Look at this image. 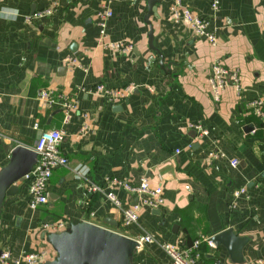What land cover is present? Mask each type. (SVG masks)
Returning a JSON list of instances; mask_svg holds the SVG:
<instances>
[{
  "label": "crops",
  "instance_id": "crops-1",
  "mask_svg": "<svg viewBox=\"0 0 264 264\" xmlns=\"http://www.w3.org/2000/svg\"><path fill=\"white\" fill-rule=\"evenodd\" d=\"M146 1L0 0V168L13 146L31 148L45 129L61 131L58 147L67 158L66 168L51 172L46 204L28 207L24 179L3 198L0 252L13 258L44 251L43 261L51 260L42 223L62 219L132 239L150 235L132 251V264H173L160 244L183 250L196 240L193 264L264 258V124L247 106L264 93V0H219L216 9L212 0H182L207 19L215 44L172 15L174 0H159L149 16L156 49L148 44ZM106 10L100 35L97 21ZM217 60L239 78V88L229 79L218 99L208 84ZM96 83L133 88L112 100L89 91ZM42 89L52 101L40 97ZM60 96L74 107L64 111ZM106 178H145L161 188L164 202L138 206L136 222L123 225L105 193L121 208L136 196ZM90 184L101 191L88 192ZM227 229L242 239L243 263L211 241Z\"/></svg>",
  "mask_w": 264,
  "mask_h": 264
},
{
  "label": "built area",
  "instance_id": "built-area-1",
  "mask_svg": "<svg viewBox=\"0 0 264 264\" xmlns=\"http://www.w3.org/2000/svg\"><path fill=\"white\" fill-rule=\"evenodd\" d=\"M219 0H212L211 7L216 9L218 7ZM172 15L176 18L182 17L192 27L193 31L201 36H204L210 43L215 44L216 37L212 30L207 27L208 21L206 18L200 16L189 8L182 0H174L170 5ZM45 9L44 12H48ZM41 11L33 13L39 15ZM106 10L100 15V19L97 21L99 26V34H104V21L103 16L108 14ZM113 47L115 49L121 48L119 42H114ZM130 46V44H128ZM231 80L232 84L236 88H239V78L237 69H230L226 67L221 61L217 60L212 63L210 69V75L208 77V84L210 92L213 97L218 99L223 88ZM133 88V85L126 84L121 87H108L102 83H96L89 88V91L94 94L107 97L108 99H118L126 96ZM39 95L42 98H47L48 101H52V98L48 96V91L42 89L39 91ZM60 106L67 111L69 108L74 107L72 99L60 96ZM252 112L261 118L264 124V93L259 97L252 99L247 105ZM195 128H200L199 125H194ZM201 134H205L206 130L201 129ZM62 139V133L58 129H45L40 131V134L36 138L33 146L30 148L36 154V161L30 168V170L24 174L23 179L27 180V205L31 210H36L37 207L47 203L48 193L46 190L51 172L55 168L67 167V158L59 150V142ZM178 152L179 150H175ZM210 156H215L216 153L210 152ZM238 164L237 159L231 160V165L236 166ZM76 177H80L79 171L73 172ZM107 184L110 187H118L123 189L126 193L136 196V202L128 207L121 208L119 201L110 193H105V198L108 199L111 204L116 206L121 211L122 224L128 225L135 223L137 220L136 208L138 206H146L151 208H157L163 204L162 190L160 187H151L148 180L142 178L138 183L132 184L126 180L119 178H106ZM88 192L101 191L98 185L90 184L87 187ZM245 192V188L242 187L234 192V197ZM67 224L62 219H57L50 222H43L42 228L49 232H60L67 228ZM137 243V247L142 243L151 242L153 238L150 235H142L134 239ZM200 243V240L193 242V245L186 249H179L178 247L162 242L160 247L168 255L173 264H193L194 257L198 255L196 249ZM45 258L44 251H35L31 253L21 254L11 258L9 251L0 252V264H38ZM259 264H264V258L258 260Z\"/></svg>",
  "mask_w": 264,
  "mask_h": 264
},
{
  "label": "water",
  "instance_id": "water-1",
  "mask_svg": "<svg viewBox=\"0 0 264 264\" xmlns=\"http://www.w3.org/2000/svg\"><path fill=\"white\" fill-rule=\"evenodd\" d=\"M158 1H146L148 9L143 17L149 25L148 44L154 49L156 47L153 44V26L149 16L156 14ZM39 134L40 131L37 137ZM35 161L36 154L30 148L20 144L11 148L8 162L0 168V205L5 196L16 193L24 174ZM234 238L232 230L227 229L216 234L211 241L216 245H225L231 250L233 260L236 263H243L244 258L239 251L242 239ZM45 240L55 256L38 264H132L130 255L137 247L134 239L89 222L70 224L60 232H48Z\"/></svg>",
  "mask_w": 264,
  "mask_h": 264
}]
</instances>
